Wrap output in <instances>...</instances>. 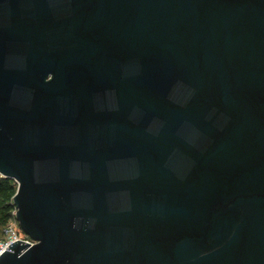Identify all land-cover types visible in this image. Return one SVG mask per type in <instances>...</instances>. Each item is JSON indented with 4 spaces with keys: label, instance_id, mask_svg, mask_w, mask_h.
<instances>
[{
    "label": "water",
    "instance_id": "water-1",
    "mask_svg": "<svg viewBox=\"0 0 264 264\" xmlns=\"http://www.w3.org/2000/svg\"><path fill=\"white\" fill-rule=\"evenodd\" d=\"M0 264H264V0H0Z\"/></svg>",
    "mask_w": 264,
    "mask_h": 264
},
{
    "label": "trees",
    "instance_id": "trees-1",
    "mask_svg": "<svg viewBox=\"0 0 264 264\" xmlns=\"http://www.w3.org/2000/svg\"><path fill=\"white\" fill-rule=\"evenodd\" d=\"M18 184L14 179L3 177L0 174V227L6 225L14 217L16 209L13 198Z\"/></svg>",
    "mask_w": 264,
    "mask_h": 264
},
{
    "label": "built area",
    "instance_id": "built-area-1",
    "mask_svg": "<svg viewBox=\"0 0 264 264\" xmlns=\"http://www.w3.org/2000/svg\"><path fill=\"white\" fill-rule=\"evenodd\" d=\"M17 208L14 210V224H11L10 222L8 224V229L6 230V237L0 241V255L7 249L8 246H10L12 243L23 240L26 241L29 244H35L36 241L31 238L21 227L19 221L16 217Z\"/></svg>",
    "mask_w": 264,
    "mask_h": 264
},
{
    "label": "rangeland",
    "instance_id": "rangeland-1",
    "mask_svg": "<svg viewBox=\"0 0 264 264\" xmlns=\"http://www.w3.org/2000/svg\"><path fill=\"white\" fill-rule=\"evenodd\" d=\"M17 189H18V186H17ZM13 213H14V212H13ZM11 220H13V218H11V219L9 220V222H10ZM9 222H8L6 225L0 227V241H2V239H4V238L6 237V230L8 229L7 226H8V224H9ZM10 223H11V224H14L15 222H14V220H13V221H11Z\"/></svg>",
    "mask_w": 264,
    "mask_h": 264
}]
</instances>
